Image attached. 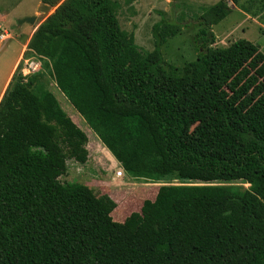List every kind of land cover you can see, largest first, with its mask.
Wrapping results in <instances>:
<instances>
[{
  "label": "trees",
  "instance_id": "obj_1",
  "mask_svg": "<svg viewBox=\"0 0 264 264\" xmlns=\"http://www.w3.org/2000/svg\"><path fill=\"white\" fill-rule=\"evenodd\" d=\"M41 1L55 10L29 48L125 172L163 184L119 222L111 196L61 182L88 136L42 74L18 69L0 100V264H264V53L214 46L228 1L196 17L181 70L162 52L178 23H156L143 51L114 0Z\"/></svg>",
  "mask_w": 264,
  "mask_h": 264
},
{
  "label": "rangeland",
  "instance_id": "obj_2",
  "mask_svg": "<svg viewBox=\"0 0 264 264\" xmlns=\"http://www.w3.org/2000/svg\"><path fill=\"white\" fill-rule=\"evenodd\" d=\"M114 1L119 4L117 14L122 28L128 32L134 31L136 43L143 51L154 49L153 27L156 23L166 19L182 25L180 33L169 38L162 46L167 64L181 70L185 63L194 61L198 57L199 52L193 39L196 30H198L196 17L204 13L206 7L217 4L220 0ZM229 1L234 9L223 21L213 26V32L216 37L218 36L214 45L225 47L237 39H248L259 43L261 27L251 17L245 16L243 10L250 5L249 14L251 16L257 13L264 17L263 1L244 0L239 4L232 0ZM54 10L55 7L44 4L41 0H0V13L9 15L8 22H0V33L9 31L14 36L10 41H0V89L31 30ZM28 16L38 17L35 25L27 22L19 23L20 19ZM187 24H189L188 27H186ZM20 29L24 32L20 33ZM16 36L18 37L16 38ZM27 47L29 48V46ZM31 50L28 51L24 47L22 56L25 54L27 56L30 52L35 53ZM42 60V69L38 73L42 74L46 85L55 92L68 115L88 136V160L85 163H80L68 157V169L59 179L64 183L83 182L93 188L97 195L111 196L117 204L112 212V217L115 221L123 222L132 212L140 211L146 199L153 200L158 188L163 183L147 182L144 179L137 180L126 172L123 176L117 175V171L122 166L58 87L51 66L47 65L44 59ZM46 61L48 62V60ZM18 68H16V72ZM173 183L177 184L178 182L174 181ZM236 184L246 188L250 186L248 183Z\"/></svg>",
  "mask_w": 264,
  "mask_h": 264
},
{
  "label": "crops",
  "instance_id": "obj_3",
  "mask_svg": "<svg viewBox=\"0 0 264 264\" xmlns=\"http://www.w3.org/2000/svg\"><path fill=\"white\" fill-rule=\"evenodd\" d=\"M221 1V0H220ZM228 1V3H229V5H230V7H231V9L233 10L234 9V7H232L231 6V3H230V1L229 0H227ZM233 1V0H232ZM242 1H244V0H242ZM261 1H263V0H261ZM219 2V1H218ZM241 3V2H240ZM239 4V3H238ZM241 6V5H240ZM251 9V7H250V5L247 7V9H244L243 10V14H245V16L247 15V17L249 18V17H251V19H253V21H255L256 22V24L257 25H259L261 28H260V30H261V34H259L260 35V41H259V43H258V41H252L253 43H255V44H257L259 47H260V50L264 53V17H261L260 15H258L257 13L256 14H254V15H250L249 14V10ZM262 9H264V4H263V8ZM232 12V11H231ZM251 13V12H250ZM231 14V13H230ZM229 14V15H230ZM228 15V16H229ZM8 14H6V13H0V22H8ZM49 16V15H48ZM48 16H46V17H44L43 19H41V21H39L38 22V24H37V26L34 28V29H32L31 30V33L28 35V37H27V39H26V41H25V43L23 44V46L28 50V51H30V49L27 47L28 46V44H29V41L31 40V38H32V36H33V34H34V32L36 31V29H37V27L39 26V24L45 19V18H47ZM7 19V20H6ZM263 20V21H262ZM21 30V29H20ZM19 30V32L20 33H23L24 31H20ZM7 31V30H6ZM4 32V31H3ZM2 33V32H1ZM8 33H9V31H8ZM13 35L11 34V33H9V39H1L0 38V41H7V40H11V39H13ZM18 36H16V38H17ZM218 37V36H217ZM217 37H216V40H217ZM238 40V39H237ZM251 41V40H250ZM234 42V41H233ZM231 44V43H230ZM229 44V45H230ZM22 46V47H23ZM215 46V45H214ZM24 47L23 48H21V51H20V53H19V55H18V57H17V59L15 60V62H14V65L12 66V68L10 69V72H9V74H8V76H6L5 77V80L2 82V85H1V89H0V100H1V98L3 97V94H4V92H5V90H6V88H7V86L9 85V83H10V81H11V79H12V76L14 75V73H16V68H18L17 66H18V64H19V61H20V59H22L21 57H22V54L24 53L23 51H22V49H24ZM25 51V50H24ZM32 51V50H31ZM38 55V54H37ZM41 58L42 59H44L45 61L47 60L46 58H44V57H42L41 56ZM0 82H1V78H0Z\"/></svg>",
  "mask_w": 264,
  "mask_h": 264
},
{
  "label": "built area",
  "instance_id": "obj_4",
  "mask_svg": "<svg viewBox=\"0 0 264 264\" xmlns=\"http://www.w3.org/2000/svg\"><path fill=\"white\" fill-rule=\"evenodd\" d=\"M0 38L4 40L9 39V33L5 31L0 33ZM42 61L43 60L41 56L37 55L36 53H32L29 56H22V59L20 60L17 67H19V72L22 74L25 81L42 69ZM124 172V168L121 167L117 171V175L123 176Z\"/></svg>",
  "mask_w": 264,
  "mask_h": 264
},
{
  "label": "water",
  "instance_id": "obj_5",
  "mask_svg": "<svg viewBox=\"0 0 264 264\" xmlns=\"http://www.w3.org/2000/svg\"><path fill=\"white\" fill-rule=\"evenodd\" d=\"M37 18H38L37 16H28V17L20 19L19 23L23 24V23L27 22L31 25H35L37 22Z\"/></svg>",
  "mask_w": 264,
  "mask_h": 264
}]
</instances>
